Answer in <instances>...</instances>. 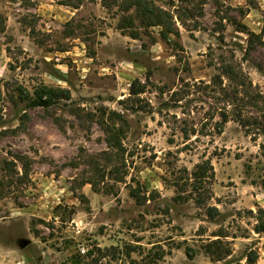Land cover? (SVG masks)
<instances>
[{
	"label": "rangeland",
	"instance_id": "1",
	"mask_svg": "<svg viewBox=\"0 0 264 264\" xmlns=\"http://www.w3.org/2000/svg\"><path fill=\"white\" fill-rule=\"evenodd\" d=\"M190 1L187 27L177 23L176 44H165L158 27L138 26L132 38L117 27L122 12L101 0L78 8L0 0V264H246L249 252L257 253L252 264H264V232L254 230L264 221V138L252 141L232 120L184 138L180 128H199L208 104L190 95L193 110L183 114L169 95L182 81H209L224 63L264 93V0ZM242 25L261 37L248 38ZM132 84L143 92L129 95ZM42 85L67 88L84 116L65 99L36 105ZM102 109L125 118V160L114 161L120 181L107 168L91 173L108 148L87 113ZM23 113L25 130L12 132ZM14 154L30 159L28 177L6 164ZM203 159L213 167L205 183L206 204L219 211L213 219L187 196L189 186L173 185ZM178 192L186 198L174 200Z\"/></svg>",
	"mask_w": 264,
	"mask_h": 264
},
{
	"label": "trees",
	"instance_id": "2",
	"mask_svg": "<svg viewBox=\"0 0 264 264\" xmlns=\"http://www.w3.org/2000/svg\"><path fill=\"white\" fill-rule=\"evenodd\" d=\"M84 0H58L60 4L78 8ZM177 4L174 0H168V3L172 6V10L167 9L156 3V0H101V5L108 9L116 7V12H122V16L118 21L117 27L121 30L125 28H131L128 34L132 38H140L137 27L151 28L158 27L159 37L165 44L175 43L176 38L179 37V29L177 23L183 27H187L186 16H191L192 12L189 7L183 5V2L190 3V0H177ZM133 11V14L129 12ZM201 15V13H199ZM264 23V20H263ZM196 25H194V28ZM242 30L245 31L248 38L255 37L259 39L261 33H254L246 29L245 25H242ZM192 29V28H191ZM190 30V28L188 29ZM247 30V31H246ZM221 72L215 73L211 76L209 81L197 80L193 82L182 81L181 84L170 92V99L176 104L175 106L183 107L181 110L183 114H190L193 110L191 109V101L195 100V97L189 98L190 95H199L198 98L202 102L208 104V109L205 114L206 117L201 123L200 127H181L180 131L184 138H189L191 134L195 132L200 134H206V132H221L223 125L232 120L236 122L246 135L250 137L252 141H257L259 137L264 138V93L261 92L256 86L252 84V81L244 73L241 68H236L230 63H224L220 67ZM223 76H226L230 83H223ZM139 92H143V87L140 89L134 88L133 84L130 87L129 95H136ZM35 104L44 108H47L53 100L65 99L69 101L68 111L77 118L83 117V113L78 108L70 106L71 94L67 88L62 87H49L42 85L40 91H36ZM206 96L212 99L211 103L202 99L200 96ZM184 100V102H183ZM89 118L96 121V123L102 129L105 135V142L108 150L103 152L105 155V163L100 168L99 163L93 160L92 166L95 165V169L91 171L92 174L96 172H106L113 174V178L116 181L122 180V176H118V169L116 168L114 161L115 159L120 160L124 163V147L122 139L125 135V118L120 112L110 110L105 112L104 109L96 113H87ZM218 119H215V116ZM107 116V119H106ZM26 113L19 116V123L17 126L12 128V132L24 131L26 128ZM109 120V121H108ZM118 123V124H117ZM5 130L7 129H3ZM204 132V133H203ZM264 154V141L259 144ZM14 159V160H13ZM7 162H15L20 164L21 174L18 176L19 179L28 177L30 171V159L26 155L14 154L12 159ZM109 165L106 167L105 165ZM186 171V169H185ZM188 172V171H186ZM102 174V173H101ZM213 175V167L208 159H203L197 162L193 169L186 174V183H179V181H173V185L176 186V190L184 192V185L190 187L187 196L193 199L198 206H205L206 215L213 219L219 211L217 207L213 205H207V200L211 199L212 194L209 186L205 185L208 183L209 178ZM103 176V174H102ZM87 181L94 186L96 180L92 177H88ZM182 192L176 193L173 197L174 200L179 201L185 199L186 196ZM130 194L139 203L146 200L144 195H139L134 189L130 191ZM254 230L257 233L264 232V221L256 223ZM217 238L212 239L211 244L220 243V236L222 234H214ZM210 244V245H211ZM210 245H207L206 252L209 254ZM219 245L217 249H221ZM99 250V249H98ZM218 255L222 253V250H216ZM89 254L91 250H88ZM211 254V253H210ZM218 258V257H217ZM246 264H252L257 259L256 252H249L245 255Z\"/></svg>",
	"mask_w": 264,
	"mask_h": 264
},
{
	"label": "water",
	"instance_id": "3",
	"mask_svg": "<svg viewBox=\"0 0 264 264\" xmlns=\"http://www.w3.org/2000/svg\"><path fill=\"white\" fill-rule=\"evenodd\" d=\"M22 245H26V242H22Z\"/></svg>",
	"mask_w": 264,
	"mask_h": 264
}]
</instances>
